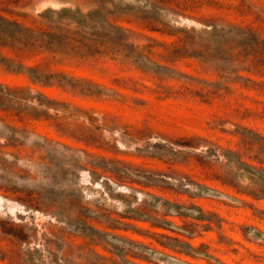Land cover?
<instances>
[{
	"label": "rangeland",
	"instance_id": "rangeland-1",
	"mask_svg": "<svg viewBox=\"0 0 264 264\" xmlns=\"http://www.w3.org/2000/svg\"><path fill=\"white\" fill-rule=\"evenodd\" d=\"M0 264H264V0H0Z\"/></svg>",
	"mask_w": 264,
	"mask_h": 264
},
{
	"label": "trees",
	"instance_id": "trees-1",
	"mask_svg": "<svg viewBox=\"0 0 264 264\" xmlns=\"http://www.w3.org/2000/svg\"><path fill=\"white\" fill-rule=\"evenodd\" d=\"M46 45H47L46 46L47 50L54 51V49L52 47L54 45L53 42H47ZM35 71H36V69H35ZM32 78L36 81H41L45 84L50 83L49 82L50 76H42L41 74H37L36 72H34V70H32Z\"/></svg>",
	"mask_w": 264,
	"mask_h": 264
}]
</instances>
